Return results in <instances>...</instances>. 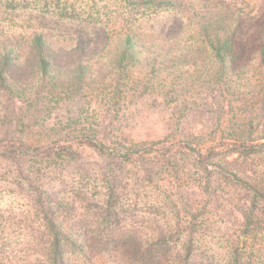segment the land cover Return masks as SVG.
<instances>
[{"label": "trees", "instance_id": "16d2710c", "mask_svg": "<svg viewBox=\"0 0 264 264\" xmlns=\"http://www.w3.org/2000/svg\"><path fill=\"white\" fill-rule=\"evenodd\" d=\"M122 1L154 14L186 0ZM123 22L113 37L105 26L82 24L71 44H59L41 21L0 43V193L27 202L26 228L40 234L30 236L26 263L91 264L105 251L143 264H252L262 250L250 240L264 233V188L248 185L238 161L264 146V123L195 124L193 117L206 110L181 90L193 92L197 83L209 99L226 96L238 76L229 63L243 56L244 46L251 42L253 56L264 55V18L214 0L174 15L155 35L140 33L132 19ZM252 25L255 33L247 34ZM96 56H104L110 76L93 69ZM180 65L196 75L181 78ZM148 96L172 102L162 111L161 135L152 138L105 121L108 114L97 122L82 108L52 118V104L101 97L118 105L109 109L118 116L121 102ZM129 185L158 191L142 203L156 234L124 233L137 205L123 198ZM225 195L229 221L215 220ZM6 223L0 215V242ZM3 261L13 263L9 256Z\"/></svg>", "mask_w": 264, "mask_h": 264}, {"label": "rangeland", "instance_id": "374dc122", "mask_svg": "<svg viewBox=\"0 0 264 264\" xmlns=\"http://www.w3.org/2000/svg\"><path fill=\"white\" fill-rule=\"evenodd\" d=\"M213 1L186 0L179 9L170 7L167 11L161 9L154 11L153 14L151 13L153 12L152 10L145 8L135 10L127 8L122 0H0V43L5 39H13L20 34H27L30 30L37 28L41 21L42 26L46 24V26L53 29L47 32L51 35L52 40L59 44H71L74 39V30L82 24L86 25L88 30L95 26H105L106 32L113 37L120 32L121 22L128 19L134 20L133 26L140 33L150 36L155 35L159 31L160 26L167 23L174 15L185 16L192 12L203 10L206 6L209 7L213 4ZM224 1L231 3V5L236 4L239 9H243V12L250 17L258 16L264 18V0ZM143 13L146 15H143ZM60 14L62 15L60 16ZM150 14L152 15L150 16ZM42 18L45 19L43 20ZM127 23L123 22V27H129V23ZM256 29L253 25L249 26L247 34L249 32L254 34ZM183 44L184 40H182L181 46ZM253 51L254 46L249 42L244 46L243 56L239 60L229 63L231 68L236 69L235 74H238V76L232 78L231 91L226 96L218 97V95H215L217 97L215 100L209 99L210 93L206 89L207 87L196 83L195 87H193V92L190 90L184 92L185 87L183 86L181 90L183 94L191 96L200 111L202 108L206 110V112L201 111L202 114L198 112L193 117L192 122L203 125L219 123L222 128L236 123H251L253 127L264 123V95L262 91L264 87V55L262 57L253 56ZM104 59V56H96L90 63L93 69L101 68L103 74L108 77L110 74H108L109 70ZM178 70H180V73H184L181 78L184 77L188 80L196 75L193 74L194 68L192 67H181L180 65ZM199 70L202 71L204 69L199 68ZM141 72L143 75L149 73L144 66H142ZM168 105H172L169 100L165 102L158 97L157 99L149 96L143 97L132 103L121 102L120 106L123 108L124 113L121 112L120 115L114 116L115 114L111 113L109 109H115L118 105L107 103L100 97L91 101L80 100L78 103L67 101L61 105L52 104L51 108L52 118L56 114L61 116L66 111L73 113L79 108L88 110L91 115L95 116L97 122L101 121V117L103 118V116L108 114L105 117V121L109 122L112 120L115 126L121 125L122 128L125 127V131H130L131 135L134 136L136 134L142 135L145 131H148L152 138L153 136L161 135V124L165 116L162 111L168 108ZM238 165L246 170L244 180L247 181L248 185L264 188V146L256 148L253 154L241 158L238 161ZM98 189V191L101 190L100 188ZM157 192L152 188L138 189L132 185L126 188L124 200L128 199V202H130L136 199L137 205L134 213H131L126 220L124 233L133 236L156 234L150 227L147 214L143 215L147 207L143 208L142 203L147 200L146 196L151 195L150 198H153V196L158 195ZM225 192H228V190L224 189ZM222 199L218 203V210L213 213L212 218L220 221H229L228 216L222 211L224 210V205L228 203L229 197L225 195ZM28 210L29 207L25 200L7 194L5 191L0 193V215L7 221L3 231H1V239L3 240L0 242V258L9 256L13 262L10 264H27L25 258L29 254L28 248L33 247L29 242L30 236L40 235L37 231L26 228L31 220L27 214ZM163 213L164 220L171 219L168 210L163 211ZM250 243L255 244L256 249H262L253 253L252 264H264V233L256 236L251 235ZM249 255L247 252L245 257L248 258L250 257ZM71 259L75 260V257L71 256ZM91 264L143 263L136 261L132 256L122 257L113 252L104 251L102 255L93 256Z\"/></svg>", "mask_w": 264, "mask_h": 264}]
</instances>
